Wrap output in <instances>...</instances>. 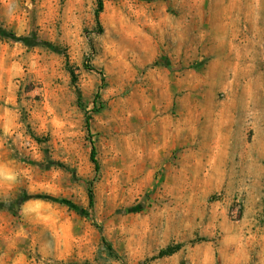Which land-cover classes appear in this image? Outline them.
Segmentation results:
<instances>
[{
  "label": "rangeland",
  "instance_id": "374dc122",
  "mask_svg": "<svg viewBox=\"0 0 264 264\" xmlns=\"http://www.w3.org/2000/svg\"><path fill=\"white\" fill-rule=\"evenodd\" d=\"M99 1L0 0V264H264V0Z\"/></svg>",
  "mask_w": 264,
  "mask_h": 264
},
{
  "label": "trees",
  "instance_id": "16d2710c",
  "mask_svg": "<svg viewBox=\"0 0 264 264\" xmlns=\"http://www.w3.org/2000/svg\"><path fill=\"white\" fill-rule=\"evenodd\" d=\"M100 10H101L100 1L94 0V11L92 13V18H93V23L95 26L96 33H99V27H98L96 17H97V14L100 12ZM15 40L17 41V39H15ZM68 74H69V76H71V73L68 72ZM95 99H96V95H93L92 102H91L92 105L94 104ZM84 124H86V119L84 120ZM93 156H94L93 148L90 146L88 148V152H87V160L91 164L92 170L95 172L96 171V165H95V162L93 160ZM85 198H86V208L89 209L91 207V193L88 189V185H86V187H85ZM41 199H45V200L52 202L58 206H62L64 208L68 209L69 211H71L76 216H81L83 213L82 210L76 208L75 206H73L72 204H70L67 201L60 200V199H50V198H46V197H42ZM25 200H27L26 197H21V198L17 199L13 204L15 206H18L20 203L24 202ZM102 245L104 246V250L109 252V248L106 245H104L103 243H102ZM178 249H179V247L177 245L172 246V247H166L163 250L157 252L156 258L168 257V256L172 255L173 253H175Z\"/></svg>",
  "mask_w": 264,
  "mask_h": 264
},
{
  "label": "crops",
  "instance_id": "0c3cea01",
  "mask_svg": "<svg viewBox=\"0 0 264 264\" xmlns=\"http://www.w3.org/2000/svg\"><path fill=\"white\" fill-rule=\"evenodd\" d=\"M240 169L244 172L242 174V178H246L249 181H253V174L250 168H254L255 163L257 162V154L262 150L258 146H254L252 144L242 145L240 147ZM253 165V166H252Z\"/></svg>",
  "mask_w": 264,
  "mask_h": 264
}]
</instances>
